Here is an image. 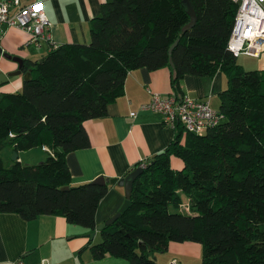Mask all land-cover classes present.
Masks as SVG:
<instances>
[{
  "label": "trees",
  "instance_id": "obj_1",
  "mask_svg": "<svg viewBox=\"0 0 264 264\" xmlns=\"http://www.w3.org/2000/svg\"><path fill=\"white\" fill-rule=\"evenodd\" d=\"M190 2L196 22L183 32L190 17L180 0H106L90 21L88 44L24 61L30 79L0 98V213L57 216L93 231L108 187L71 186L66 164L67 154L89 146L82 124L106 116L130 71L169 69L178 100L185 76L223 72L222 121L203 136L176 123L172 142L133 181L128 207L89 251L94 260L156 264L170 243L193 242L200 264H264V71H245L226 48L237 11L231 0ZM35 148L51 153L33 165L1 157ZM185 204L188 213L180 212Z\"/></svg>",
  "mask_w": 264,
  "mask_h": 264
},
{
  "label": "crops",
  "instance_id": "obj_2",
  "mask_svg": "<svg viewBox=\"0 0 264 264\" xmlns=\"http://www.w3.org/2000/svg\"><path fill=\"white\" fill-rule=\"evenodd\" d=\"M38 1L42 3L50 23L44 31L48 40L40 41L38 46L26 45L27 34L13 28L6 29L0 38V76L7 80L0 84V98L4 93L20 91L24 75L21 71L20 75L10 76L18 70V64L3 54L22 59L24 65V61L40 60L51 47L88 44L90 21L100 16L101 5L106 0H20V4ZM243 57L251 60L248 70L264 71V52L258 58ZM226 88L227 79L223 72H217L211 78L188 75L180 82L182 96L208 101L214 111L219 109V93ZM150 93L162 97L174 94L169 69L130 71L124 82L123 96L108 105L106 116L82 124L89 146L66 155L71 186L99 178L122 179L137 166L147 164L172 142L174 129L167 127L160 115L139 109L150 101ZM133 112L136 115L130 117ZM37 149L17 153V160L33 165L51 153L48 148H39L40 153H36ZM7 153L12 155L10 150ZM170 164L173 169L183 167L181 161L174 157ZM106 185L108 191L96 208L93 231L68 224L57 216H40L25 221L16 214L0 213V264H14L19 259L24 264H126L125 260L109 255L94 260L89 251L91 246L100 242V230L97 231L96 226L114 216L125 200L123 187ZM200 256L198 243L184 242L170 243L167 252L156 254L154 259L156 264H170L173 260L178 264H200Z\"/></svg>",
  "mask_w": 264,
  "mask_h": 264
},
{
  "label": "built area",
  "instance_id": "obj_3",
  "mask_svg": "<svg viewBox=\"0 0 264 264\" xmlns=\"http://www.w3.org/2000/svg\"><path fill=\"white\" fill-rule=\"evenodd\" d=\"M231 1L237 6V11L226 48L235 58H258L264 52V0ZM49 27L41 2L21 5L20 0H0V38L6 29L13 28L28 35L26 45L38 46L40 41L48 40L44 31ZM150 96V101L142 105L140 111L160 115L169 128L174 129L179 123L187 132L203 136L222 121V116L211 109L208 101L187 96L178 100L174 94L162 97L150 93ZM135 115V112L130 113V117ZM146 165L143 163L139 168L144 169ZM14 264L24 263L19 259ZM170 264L178 263L173 260Z\"/></svg>",
  "mask_w": 264,
  "mask_h": 264
},
{
  "label": "water",
  "instance_id": "obj_4",
  "mask_svg": "<svg viewBox=\"0 0 264 264\" xmlns=\"http://www.w3.org/2000/svg\"><path fill=\"white\" fill-rule=\"evenodd\" d=\"M181 4L185 6L186 8V12L188 14V16L190 17V22L188 25H186L182 31L185 32L188 29H190L196 22V17H195V13H194V9L192 7V4L190 2V0H180ZM179 40H177L169 49V54H171L172 50L174 49V47L178 44ZM1 52V50H0ZM3 57L12 60L13 62L18 64V70L12 74H10V76H17L21 74V69L23 67V61L22 59L18 58V57H11L8 54H3ZM170 61V65H172L171 62V58L169 59ZM30 79V73L27 72L23 75V81L29 80ZM6 77L5 76H0V84L1 83H5L6 82ZM17 159V153L13 152L12 153V157H11V161H15ZM143 170L139 167L135 168L132 172H130L126 177L116 180V179H110V180H106L103 178H99L97 180L94 181V183L99 184V185H106L107 183L111 184V185H118L120 187L124 188V192H125V200L124 203L122 204V206L120 207L119 211L112 216L108 221L96 226V230L99 231L102 228H104L105 226H109L111 224H113L115 222V220L118 218L119 214L121 212H123L129 205V199H130V195L132 192V184L133 181L137 178V176L142 172Z\"/></svg>",
  "mask_w": 264,
  "mask_h": 264
},
{
  "label": "rangeland",
  "instance_id": "obj_5",
  "mask_svg": "<svg viewBox=\"0 0 264 264\" xmlns=\"http://www.w3.org/2000/svg\"><path fill=\"white\" fill-rule=\"evenodd\" d=\"M263 6H264V3H263ZM237 64L239 65V66H243L245 69V71H251V70H248L247 69V65L249 64V63H251V60L249 59V58H246V57H243V56H240V57H238L237 58ZM7 151H9L8 149H6V150H3L2 151V153H1V157L4 159V161H8L9 159L11 160V157H12V155H8V153H7ZM36 151V153H40V150H39V148L37 149V150H35ZM179 160V159H178ZM18 161V160H17ZM180 161V160H179ZM19 162V161H18ZM182 163V162H181ZM182 168V167H181ZM180 168V169H181ZM180 169H177V170H180ZM180 212H182V213H188L189 212V209H188V211H187V206H182L181 208H180Z\"/></svg>",
  "mask_w": 264,
  "mask_h": 264
}]
</instances>
